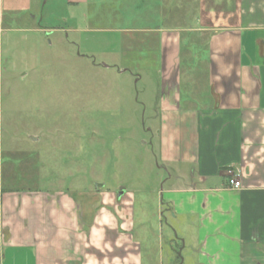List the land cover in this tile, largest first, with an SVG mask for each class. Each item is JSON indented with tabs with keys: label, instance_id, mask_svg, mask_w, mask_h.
Returning <instances> with one entry per match:
<instances>
[{
	"label": "crops",
	"instance_id": "1",
	"mask_svg": "<svg viewBox=\"0 0 264 264\" xmlns=\"http://www.w3.org/2000/svg\"><path fill=\"white\" fill-rule=\"evenodd\" d=\"M148 1L163 21L146 33L151 40L159 36L157 133L160 157L172 165L157 195L156 221L162 228L169 215L171 242L136 236V193L127 188L6 187L0 130L1 264H264V0ZM41 5L0 0V97L4 34L50 30L27 16ZM204 49L210 93L183 99L180 66ZM31 156L35 162L38 154ZM23 171L17 182L24 181ZM231 174H238L241 187L231 183Z\"/></svg>",
	"mask_w": 264,
	"mask_h": 264
},
{
	"label": "rangeland",
	"instance_id": "2",
	"mask_svg": "<svg viewBox=\"0 0 264 264\" xmlns=\"http://www.w3.org/2000/svg\"><path fill=\"white\" fill-rule=\"evenodd\" d=\"M41 3L27 16L35 15L34 23L50 30L4 34L0 130L9 171L5 186L124 187L136 193V236L145 232L152 242L158 236L170 240L169 215L162 219L165 232L156 221L157 195L166 166L172 165L160 157L157 133L163 93L159 36L151 40L146 33L163 21L148 0ZM13 25L26 26L22 21ZM70 27L78 30H66ZM198 51L192 62L180 66L183 99L210 93L209 55ZM33 153L38 154L35 162ZM19 170L24 181L17 182ZM182 251L187 255V248Z\"/></svg>",
	"mask_w": 264,
	"mask_h": 264
},
{
	"label": "built area",
	"instance_id": "3",
	"mask_svg": "<svg viewBox=\"0 0 264 264\" xmlns=\"http://www.w3.org/2000/svg\"><path fill=\"white\" fill-rule=\"evenodd\" d=\"M232 178H231V183L236 187L239 188L242 186V182L237 178L238 174H231Z\"/></svg>",
	"mask_w": 264,
	"mask_h": 264
},
{
	"label": "trees",
	"instance_id": "4",
	"mask_svg": "<svg viewBox=\"0 0 264 264\" xmlns=\"http://www.w3.org/2000/svg\"><path fill=\"white\" fill-rule=\"evenodd\" d=\"M4 191H7L6 189H4ZM178 242V241H177ZM174 250H176V253L178 254V256L181 257V245L175 242V245L172 247Z\"/></svg>",
	"mask_w": 264,
	"mask_h": 264
}]
</instances>
